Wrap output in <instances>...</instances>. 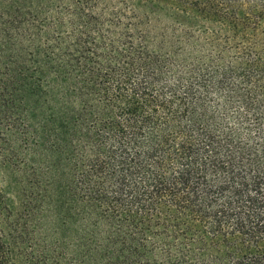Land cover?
Wrapping results in <instances>:
<instances>
[{
	"label": "trees",
	"instance_id": "16d2710c",
	"mask_svg": "<svg viewBox=\"0 0 264 264\" xmlns=\"http://www.w3.org/2000/svg\"><path fill=\"white\" fill-rule=\"evenodd\" d=\"M0 264H264V0H0Z\"/></svg>",
	"mask_w": 264,
	"mask_h": 264
},
{
	"label": "rangeland",
	"instance_id": "374dc122",
	"mask_svg": "<svg viewBox=\"0 0 264 264\" xmlns=\"http://www.w3.org/2000/svg\"><path fill=\"white\" fill-rule=\"evenodd\" d=\"M21 176L22 172L19 167L7 160L0 161V182L11 202L17 207L22 202Z\"/></svg>",
	"mask_w": 264,
	"mask_h": 264
}]
</instances>
